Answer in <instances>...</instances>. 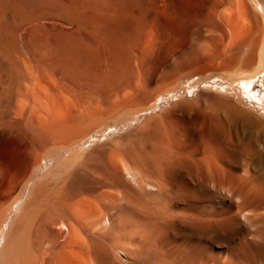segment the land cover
<instances>
[{
  "label": "bare ground",
  "instance_id": "1",
  "mask_svg": "<svg viewBox=\"0 0 264 264\" xmlns=\"http://www.w3.org/2000/svg\"><path fill=\"white\" fill-rule=\"evenodd\" d=\"M0 72V264H264V0H0Z\"/></svg>",
  "mask_w": 264,
  "mask_h": 264
},
{
  "label": "rangeland",
  "instance_id": "2",
  "mask_svg": "<svg viewBox=\"0 0 264 264\" xmlns=\"http://www.w3.org/2000/svg\"><path fill=\"white\" fill-rule=\"evenodd\" d=\"M1 75V72H0ZM262 79L260 78L256 83H255V89L253 92H256V96L259 100H261V107L264 108V85L262 83Z\"/></svg>",
  "mask_w": 264,
  "mask_h": 264
}]
</instances>
